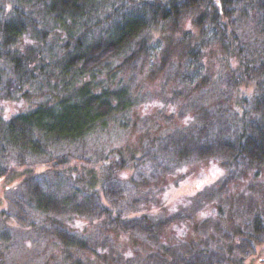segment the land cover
<instances>
[{"label":"trees","instance_id":"trees-1","mask_svg":"<svg viewBox=\"0 0 264 264\" xmlns=\"http://www.w3.org/2000/svg\"><path fill=\"white\" fill-rule=\"evenodd\" d=\"M194 8L201 44L187 53L196 56L205 42H218L224 59H236L229 72L235 84H251V91L238 97L231 112L202 109L199 117L195 110L182 129L158 126L138 153L126 152L125 144L124 152L108 147L101 156L108 128L136 127L130 121L136 92L121 81L131 76L129 68L148 63V32L156 25H174ZM183 36L196 40L186 31L177 39ZM31 84L42 96L39 102L7 117L0 110V178L13 180L17 168L20 177L13 186L4 185L0 264L12 241L30 248L29 238L18 230L49 237L58 246L52 248L59 252L56 264H81L83 259L74 257L78 252L118 257L114 248L105 253L108 231L132 238L140 233L144 241L130 243L140 248L138 253L156 254L154 264H244L264 244V192L247 199L239 192L242 199L234 205L244 204L245 210L237 218H231L228 204L233 202L222 204L221 198L236 172L250 168L257 177L264 167V0H0V99L31 100ZM90 152L97 156L93 161ZM194 153L218 156L225 166L215 194L200 199L196 208L207 206L211 218L227 221L215 222L217 235L201 233L198 242L180 251L175 244L185 243L180 236L188 228L174 219L183 217L182 208L189 204L166 212L157 201L162 185L153 178ZM126 169L130 173L122 176ZM131 191H151L150 204L123 202ZM201 193L203 188L190 195V202ZM160 213L164 217L156 220ZM170 221V238L178 243L159 239ZM92 226L94 240L86 236Z\"/></svg>","mask_w":264,"mask_h":264},{"label":"rangeland","instance_id":"rangeland-1","mask_svg":"<svg viewBox=\"0 0 264 264\" xmlns=\"http://www.w3.org/2000/svg\"><path fill=\"white\" fill-rule=\"evenodd\" d=\"M197 12V8L186 11L178 19V23L176 22L174 25L173 23L156 25L148 32L150 41L148 63L129 68L127 72H131V76L124 77L121 81V84L127 87L128 90L136 92L137 106L130 118V121L131 119L135 120L136 127L132 130L123 129L119 126L114 130L113 128H108L107 130L110 131H107L106 138L102 136L104 143H107V145L100 146L105 147V149L102 148L104 150L103 153L101 152V156H105L108 147H120L123 150L125 144L126 152H128L127 149H131L138 153L140 151V144L158 133V126H171L172 129H182L185 119L189 118V113L193 114L195 110L199 111V117H201L200 110L202 109L203 111L207 109L210 111L221 110L226 113L231 112L232 106L238 102V97L242 93H249L251 91V84H235V80L230 76L229 72L235 66L236 59L229 56L227 59H224L225 52L221 50L218 42L215 43L212 40L205 42L202 45L201 52L196 56H191L190 52L187 53L190 47L195 48L201 44H199L200 27L194 19ZM170 26H177V28L171 29ZM184 31L187 33L191 32L196 40L188 37L184 38V36L181 39H177L180 38L181 33L182 35L184 34ZM165 36H167L166 39H164ZM122 75H124V71ZM253 75L251 77H254ZM34 86L36 87V84ZM34 86L32 84L29 86L31 100H23L21 98L0 99V110L3 115L7 117L16 111H24L30 105L39 102L42 96H38V90ZM184 112L187 113V116H184ZM90 148L91 151L95 152L98 150V145ZM90 154L93 157L92 161L97 158L94 153L90 152ZM224 168L225 166L219 163L218 156L199 157L194 153L187 160L177 165L175 170L171 169L165 173L161 172L157 177L153 178L156 181L158 180L159 186L162 185L157 191V201L159 204L166 205L164 208V210H167L166 212L172 209L176 210L178 204H189L185 205V208H182L181 215L183 217L174 219L175 222L180 220L182 222L183 220L184 223L182 224L187 225L188 228V234L183 237L182 235L180 236V239L182 238V241H185V243L175 244L177 245L175 250L181 251L185 249L187 243L191 244L193 240H197L194 243L198 242L201 233L207 232V236L217 235L215 222L222 221L224 218H221V216L211 218L208 215L209 209H207V206L203 209H197L196 207L200 203H197L200 199L206 200L210 197L208 195L213 196L215 194L214 188L219 183L218 181L216 183V180L224 174ZM244 169L245 167L242 171L236 172V177L234 176L235 178L232 182L227 184V189L221 196L223 200L222 204H228L227 201L233 202V204H228L234 210L230 213L231 218L241 216L245 210L244 204H238L237 207L234 205L236 204V199H242V196L238 194L239 192L246 193L245 199L248 198L249 194L258 196L260 194L258 191L264 192V183L260 186L259 183H253L256 180L264 182V167L261 169L262 173L257 177L253 176L254 169ZM14 172L13 180H9L7 177L0 178V208L5 204L3 199L4 185L10 184L13 186L20 179L18 168ZM129 173L127 169L121 171L122 176H126ZM206 185L207 187L204 188ZM202 188L205 196L204 193H201L190 202L189 196ZM150 193L151 191L126 192V196H123L122 200H125L123 202L127 201L130 203L132 199H136L142 200L138 204H150L147 202V197ZM227 195L228 197H226ZM240 207L241 210H239ZM163 215V213H160L155 219L159 220L164 217ZM206 216L207 220L204 223L203 217ZM226 221L224 219L222 222ZM170 223L172 224L171 221L168 222V224ZM82 224L83 222L79 221L77 226L81 227ZM171 224L162 227L160 232H158L159 239L166 243H178L177 239L170 238L172 237L170 236ZM213 224L214 233H209L212 230ZM99 225L96 226L98 227ZM96 226L90 228L89 233L86 235L88 239H95L94 232ZM179 229L183 230V228ZM27 231L29 232L18 230L19 234L23 233V236L26 235L29 238L27 240L28 243L31 242L29 243L31 244L30 248L28 249L18 241L16 245H13L12 241L11 249L4 257V264H42L43 262L45 264H56L57 260H59V252L57 250L52 251V248H58V246L53 243L54 247L50 242L51 239L47 236L39 235L32 230ZM134 234L133 238L132 234H115L110 231L103 235L106 238L103 242H108L110 245L105 253L110 254L109 250L112 251L113 248L117 249L120 254L116 258H110L106 254L95 258L88 251L75 253L74 257L79 262L83 259L81 264H142L145 261L150 264L153 262L154 264L157 261L156 254H146L142 251L138 253L135 251L140 248L132 245L130 241L139 245V242L141 240L144 241V239L140 233ZM138 239L141 240L139 241ZM244 264H264V244L257 245L254 254L245 257Z\"/></svg>","mask_w":264,"mask_h":264}]
</instances>
